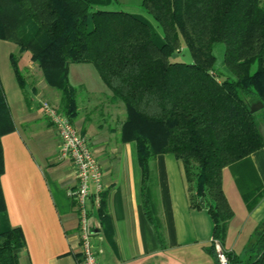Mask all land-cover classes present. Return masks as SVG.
<instances>
[{"label":"trees","instance_id":"obj_1","mask_svg":"<svg viewBox=\"0 0 264 264\" xmlns=\"http://www.w3.org/2000/svg\"><path fill=\"white\" fill-rule=\"evenodd\" d=\"M160 27L145 17L112 9L117 0H0V40L17 45L10 55L17 81V55L28 51L45 83L60 93L59 110L72 121L78 89L69 65L90 63L122 104L121 138L135 141L141 193L147 219L163 240L156 194L157 154L180 160L190 203L212 220L208 253L218 264L215 242L228 264H264V220L241 255L224 247L233 216L222 187V170L264 147L258 122L264 121V2L262 0H139ZM110 7V8H109ZM222 44L217 65L215 45ZM187 47L192 64L172 54ZM13 129L0 79V137ZM3 171L0 145V174ZM103 195V194H102ZM249 208L261 193L244 196ZM0 189V220L5 216ZM99 214L106 216L102 196ZM24 245L19 228L0 226V264H19Z\"/></svg>","mask_w":264,"mask_h":264},{"label":"crops","instance_id":"obj_2","mask_svg":"<svg viewBox=\"0 0 264 264\" xmlns=\"http://www.w3.org/2000/svg\"><path fill=\"white\" fill-rule=\"evenodd\" d=\"M20 56L31 95L25 96L26 108L16 116L6 98L13 129L0 137V189L5 206L0 226L22 231L24 245L15 251L19 264H81L77 212L68 194L76 182L74 168L61 157L56 129L39 103L50 100L59 107L60 93L45 83L28 51ZM74 64L87 66L81 68L90 77L74 83L69 80L79 92L78 113L72 122L86 137L103 173L106 216L100 217V205L93 198L87 200L95 216L97 234L91 240L101 250L100 264H196L194 255L199 253L203 263L215 264L207 251L211 217L204 206L191 205L182 163L166 153L157 154L151 164L163 226L164 238L158 239L143 207L136 142L121 138L124 108L111 100L110 89L92 64L73 63L69 68ZM96 115L109 123L97 124ZM222 187L233 210L224 247L235 254V240L249 237L264 220V147L225 167ZM253 191H259L261 198L249 208L244 196Z\"/></svg>","mask_w":264,"mask_h":264},{"label":"built area","instance_id":"obj_3","mask_svg":"<svg viewBox=\"0 0 264 264\" xmlns=\"http://www.w3.org/2000/svg\"><path fill=\"white\" fill-rule=\"evenodd\" d=\"M44 116L56 129L60 140L59 153L70 161L74 168L75 184L68 189L78 220V241L81 248V264H100V249L91 239L97 233L93 230L95 216L87 208V200L93 198L98 207L104 191L101 166L93 155L84 135L75 127L70 118L46 100H40ZM101 238V237H100ZM218 264H228V258L218 242H215Z\"/></svg>","mask_w":264,"mask_h":264},{"label":"rangeland","instance_id":"obj_4","mask_svg":"<svg viewBox=\"0 0 264 264\" xmlns=\"http://www.w3.org/2000/svg\"><path fill=\"white\" fill-rule=\"evenodd\" d=\"M117 1H118V3L114 4V7L111 6L112 9H120V10H124L127 12L139 14V15L145 17L159 32H161L160 27L157 24V22L152 18V16L150 14H148L141 7L139 0H117ZM262 2H264V0H262ZM222 49H223L222 44L215 45L214 53L217 57V65H218V63H220V61L222 59ZM17 51H18V48L14 42H12L10 40H0V76L2 78V84L4 86L6 98L8 100L9 105H10L11 111H12L13 115H15V116L20 114L21 110L26 108L25 96L31 95L30 86H29L30 80H29V83L27 81H25L24 86L21 87L17 81V78H16L14 64L11 61L10 55L12 53L17 54ZM20 55L21 54L17 55L16 66H17L18 70H20V72L22 73L21 68H23V67H22V63H20V61H21ZM81 67H87V66H75V64L70 66V68L68 70V79L71 82L74 83V82H76V81H78L81 78L86 77V76L90 77L89 72L85 68H81ZM79 68H81V69H79ZM48 102L50 104L56 106L50 100H48ZM57 108L59 109V107H57ZM95 121L98 122L97 124L109 123V121H107V119H103L97 115L94 117V122ZM21 130H23L22 127H21ZM231 239L232 238H230V240ZM249 239H250V236L246 237V238H242V239L240 238V239L235 240V243L233 245L235 246V254L236 255L242 254V251L245 249L246 245L249 243ZM231 242L229 241L230 245L232 244ZM199 255H200V253L194 255V256H196L195 257V263L196 264H206V263L202 262L201 258H198ZM210 264H214V263L210 262Z\"/></svg>","mask_w":264,"mask_h":264},{"label":"water","instance_id":"obj_5","mask_svg":"<svg viewBox=\"0 0 264 264\" xmlns=\"http://www.w3.org/2000/svg\"><path fill=\"white\" fill-rule=\"evenodd\" d=\"M172 57L173 58L179 57L182 62H185L187 64L193 63L191 54H190L189 49L187 47L182 48L180 50V52H176V53L172 54ZM262 106H264V105H262L261 103H257L255 105H252L250 107V112L251 113L256 112V111L260 110L262 108ZM257 128H258V132H259L262 140H264V121H259ZM199 201H200V205L203 207L204 206L203 197H201L199 199Z\"/></svg>","mask_w":264,"mask_h":264}]
</instances>
